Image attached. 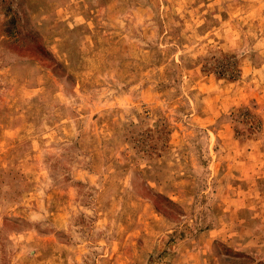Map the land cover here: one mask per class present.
Returning <instances> with one entry per match:
<instances>
[{
	"label": "rangeland",
	"instance_id": "obj_1",
	"mask_svg": "<svg viewBox=\"0 0 264 264\" xmlns=\"http://www.w3.org/2000/svg\"><path fill=\"white\" fill-rule=\"evenodd\" d=\"M0 264H264V0H0Z\"/></svg>",
	"mask_w": 264,
	"mask_h": 264
},
{
	"label": "trees",
	"instance_id": "obj_2",
	"mask_svg": "<svg viewBox=\"0 0 264 264\" xmlns=\"http://www.w3.org/2000/svg\"><path fill=\"white\" fill-rule=\"evenodd\" d=\"M225 58V56H223ZM223 59H220L219 57H209L203 59L204 64L202 65V68L207 71H211L213 74L218 76H224L227 75L229 78L235 77V70H233L232 66L229 65H222L219 62H222ZM229 71V72H228Z\"/></svg>",
	"mask_w": 264,
	"mask_h": 264
}]
</instances>
